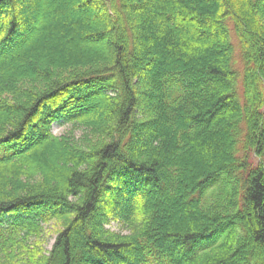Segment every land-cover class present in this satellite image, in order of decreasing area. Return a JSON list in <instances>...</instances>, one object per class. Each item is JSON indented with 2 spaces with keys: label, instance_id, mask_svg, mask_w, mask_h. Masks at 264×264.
<instances>
[{
  "label": "trees",
  "instance_id": "16d2710c",
  "mask_svg": "<svg viewBox=\"0 0 264 264\" xmlns=\"http://www.w3.org/2000/svg\"><path fill=\"white\" fill-rule=\"evenodd\" d=\"M78 2L60 58L0 0V264H264V0Z\"/></svg>",
  "mask_w": 264,
  "mask_h": 264
},
{
  "label": "rangeland",
  "instance_id": "374dc122",
  "mask_svg": "<svg viewBox=\"0 0 264 264\" xmlns=\"http://www.w3.org/2000/svg\"><path fill=\"white\" fill-rule=\"evenodd\" d=\"M23 2L24 15H28L27 20L31 23L35 20L43 19L41 31L35 40V49L39 54H50L60 58H68L72 56L79 57L81 54V43L77 40V36L83 33L84 23L88 22L93 12H85L87 8L78 5L79 0H52V4L48 7L46 13L43 14V3L40 0H21ZM41 7V8H40ZM34 22V23H35ZM86 25V24H85ZM233 41L237 51H239L238 39L233 36ZM157 43V42H156ZM237 57L239 55L237 54ZM20 66L19 61L14 63ZM238 66H241L240 60ZM71 129V125L57 122L53 126V132L62 135ZM77 135L82 134V130H77ZM4 148H0V156L7 154ZM175 220L182 222L178 216ZM108 228L124 232L128 231L121 222L113 220L107 225ZM63 225L58 220L43 222L39 235L30 236V244H39L40 248L46 252L52 250L54 243Z\"/></svg>",
  "mask_w": 264,
  "mask_h": 264
}]
</instances>
